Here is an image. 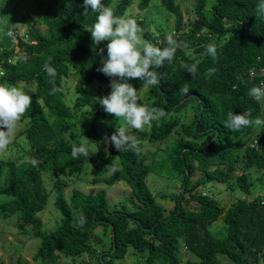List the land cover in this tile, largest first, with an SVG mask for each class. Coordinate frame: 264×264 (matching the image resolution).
I'll use <instances>...</instances> for the list:
<instances>
[{
    "label": "trees",
    "instance_id": "obj_1",
    "mask_svg": "<svg viewBox=\"0 0 264 264\" xmlns=\"http://www.w3.org/2000/svg\"><path fill=\"white\" fill-rule=\"evenodd\" d=\"M19 1L0 0V33L9 8ZM36 1L47 21L46 31L24 15L21 21L25 24L29 41L19 38L16 44L19 49L16 50L13 36L9 35L14 26L6 29L0 37V68L4 70L0 83L19 87L21 83L32 82L36 87L31 95L32 104L22 118L27 122V128L21 134L31 149L30 158L20 163L11 158L7 162L0 160V196L4 197L0 212L5 218L17 215V226L27 233L29 240L42 239L34 260L39 264H77L62 262L59 254L71 257L92 252L91 237L97 227L104 225L112 230L111 246L101 258L107 264L125 258L130 247L147 252L146 264H158L159 260L166 264H218L220 255L227 256L234 264H260L261 257H264V205L261 198L240 199L226 208L217 198L198 192L208 182L216 180L230 184L236 180L239 188L250 194V170L264 169V125L254 138L251 136L252 126L240 131L225 127L229 112L244 114L253 120L260 116L264 119V102L248 95L250 88L260 85V68H264V17L256 12L260 0H217L212 5L211 17L205 11L207 0H190L195 3L197 19L187 33L181 32L184 24L181 5L176 0H161L163 7L176 20L177 31L171 35L178 42L186 43L190 50L195 51L206 40L201 37L204 28L214 36L225 38V42L221 45L214 43L216 59L207 54L206 47L195 58L177 48L171 63L166 61L163 68L155 69L160 79L150 88L154 101H143L138 96L146 82L139 79L127 81L137 89L139 104L166 112V116L152 122L151 136L160 141L181 127L183 133L191 137L185 139L181 135L171 149H167L159 169L149 162L140 142L139 151L129 148L119 152L112 144L107 148L97 126L84 128L83 125L80 134L73 130L79 121L76 112L86 105L94 103V114L98 117L113 116L107 114L87 90L88 85L98 81L105 84L104 87L101 85L105 89L102 97L111 92V78L97 71L101 67L99 48H104L106 57L108 42L102 41L93 47L88 30L95 23L97 13L89 9L84 15L83 0ZM112 1L102 0V3L108 7ZM133 4L134 0H119L114 15L125 17ZM150 4L151 0H139L138 6L144 10ZM142 32L146 41L160 48L167 47L166 39L159 43L147 30ZM46 62L56 70L54 78L43 70ZM194 63L197 65L196 78L183 67ZM210 68H215L216 72L206 78L205 73ZM253 68L255 75L251 76ZM74 73L78 76L75 84L77 96L72 108L66 101L64 83ZM54 86L60 90L52 93ZM185 86L190 89L187 96L181 92ZM191 105L195 118L189 124L182 123L178 114ZM54 127H58L61 133L70 129L75 140L84 139L89 145L88 156L79 155L74 159L72 145L79 146L80 142L74 143L63 134L59 136ZM254 141L258 142L256 147L251 146ZM236 149L245 151V161L240 165L242 172L238 176L235 174L238 167ZM62 158H65L64 167L70 175L92 167L95 184L113 186L126 183L132 191L129 204L111 206L106 189H99L95 194L76 189L68 202L60 182H57L60 191L55 204L63 218L57 229L46 232L38 215L47 207L50 198L42 167L50 163L51 168L57 169ZM116 158L121 167L108 177L102 176L104 169ZM33 160L38 164H33ZM154 170L160 175L182 180L184 191L167 215L147 183L148 175ZM198 174L199 178L195 180ZM184 200L197 205L190 208L183 204ZM81 216L85 220L82 226L79 223ZM221 218L227 224V235L216 238L209 226ZM181 246L196 259L188 258L183 263Z\"/></svg>",
    "mask_w": 264,
    "mask_h": 264
},
{
    "label": "rangeland",
    "instance_id": "obj_2",
    "mask_svg": "<svg viewBox=\"0 0 264 264\" xmlns=\"http://www.w3.org/2000/svg\"><path fill=\"white\" fill-rule=\"evenodd\" d=\"M180 5L184 13V24L181 32L187 33L193 29V23L197 19V13L195 12V3L190 0H176ZM217 0H207L206 13L208 17L212 16V5ZM119 3V0H113L108 6L113 10V13L116 10V7ZM139 0H134V4L127 10L125 18H131L136 20L137 24L143 30H147L154 40L166 39L168 35L175 33L176 30V20L175 17L170 14L161 4V0H151V4L148 8L142 10L138 6ZM24 15H28L29 18L35 23L43 32L47 29V21L40 13L39 5L36 0H20L13 6L9 8V13L4 19L0 37L3 36L5 30L10 29L14 26L13 30L25 28V24L21 21V18ZM16 27V28H15ZM140 36L143 40H146L141 31ZM206 37V40L202 45L195 48L193 51L191 49V57H196V54L201 50H204L210 43H218L219 45L225 42V38H219L214 36L213 33L206 32V29L201 33V37ZM195 40V39H194ZM161 43V42H159ZM191 43V41L189 42ZM19 47L16 46V50ZM189 49V46H188ZM185 52V51H184ZM19 52V54H21ZM189 56V55H188ZM77 75L71 74L64 83V91L66 101L73 108L74 101L76 99V90L75 84L77 81ZM111 78V77H110ZM112 79V78H111ZM100 85V86H99ZM105 84H101L98 81H94L92 84L87 86L88 92L91 93L95 102H97L95 97H102L104 94L103 87ZM107 85V84H106ZM152 85L147 83L144 84L141 91L139 92V97L143 101H154L155 97L151 95L150 88ZM19 88L24 91L29 92L30 95L35 90V85L31 82L21 83ZM93 105H86L84 109L76 112V116L79 118L77 124L73 126L74 131L80 130L82 126L84 128H89L91 126H97L104 137H110L113 132H115L116 127L124 125L122 118L115 117H102L96 116L94 114ZM86 111V114L83 115V111ZM91 111V112H89ZM179 117L182 123L189 124L194 118V107L191 105L187 107L182 112H179ZM81 118V119H80ZM262 118V116H260ZM263 119V118H262ZM152 126V124H151ZM146 126L145 129L139 133L134 132L133 129H129L130 135L134 136L142 145L144 152L148 155L149 162L153 164L155 169H159L161 162L163 161L164 156L166 155L167 149H171L172 144H174L177 139L181 138L183 135L185 139H191L186 133H183L182 128L178 127L172 131L167 138L158 141L155 139L152 134V127ZM261 126H252V138L257 137L256 133L259 132ZM27 128V122L22 121L18 125V130L15 133L12 143H10L5 151H0V160L9 161L15 159L17 162H23L26 159L30 158V147L26 144V140L23 136V132ZM57 134L60 136L63 134L66 139L80 144H85L87 148V142L84 139L79 137L78 140H75L71 137L70 129L68 131L60 132L58 127H54ZM246 137L244 140H247ZM81 139V140H80ZM243 140V141H244ZM106 143L107 148H109L110 143ZM236 159L238 162V167L236 168V176L241 174L240 165L245 161V151L244 149H236L235 151ZM38 164V161H36ZM65 158H62L56 165L57 169L51 168V164L44 165L43 175L45 178V185L49 192V201L47 207L41 211L38 215L43 221V228L46 232L51 233L57 229L62 221L63 215L59 208L56 206L55 201L59 195L60 188L57 186V182H60L61 189L64 193L65 198L68 202H71V197L74 193V190L79 189L86 194H95L99 189H106L109 195V203L111 206L119 203L129 204L128 200L132 196V191L129 186L124 183H118L113 186H106L104 184H95L93 182L94 175L91 172L92 167H87L85 171L80 174L70 175L66 168L64 167ZM121 167L120 161L118 158L114 162L104 169L102 176L108 177ZM6 167H4V170ZM55 172V174L53 173ZM54 174V175H53ZM165 175V174H164ZM160 175L156 170L151 172L147 177V183L150 187L157 203H159L164 209L165 214H169L175 206L176 198L180 197L181 193L184 191L182 186V180L180 178H169L167 176ZM249 178L251 182V193L247 194L242 191L236 183V180L232 181L230 184H223L218 181L208 182L205 185L201 186L198 190L199 193L207 194L211 197L217 198L220 202L224 203L226 208H229L231 205L236 203L240 199L252 200L255 197L264 199V169L252 168L249 173ZM199 174L194 177L198 179ZM3 196H0V205ZM183 204H186L190 208L196 207L197 204L189 202L187 200L183 201ZM17 215H13L5 218L4 213L0 212V262L5 264H16L18 261H21L22 264H39L34 260L40 245L42 244L41 238H35L32 240L28 239L27 233L19 229L17 226ZM210 230L216 236V238H224L227 235V224L224 219L221 218L217 223L209 226ZM91 242L93 245L92 252H86L78 256L63 255L59 254V258L62 262H75L77 264H107L103 257L104 252H108L112 242V230L111 228L101 225L97 227L94 231ZM183 263L190 258L195 260L196 258L189 253L184 247L180 248ZM146 255L147 252H138L132 247H130L129 252L125 258L115 260L114 264H146ZM102 260V262L100 261ZM109 264V263H108ZM158 264H166L165 261L159 260ZM218 264H234L230 261L229 258L225 255L218 256ZM260 264H264V257H261Z\"/></svg>",
    "mask_w": 264,
    "mask_h": 264
},
{
    "label": "clouds",
    "instance_id": "obj_3",
    "mask_svg": "<svg viewBox=\"0 0 264 264\" xmlns=\"http://www.w3.org/2000/svg\"><path fill=\"white\" fill-rule=\"evenodd\" d=\"M84 15L89 9L97 13L96 21L90 28L93 47L107 41V56H104V48L100 47L98 55L101 58V67L97 71L111 77V92L103 97H95L107 114L114 115L115 118H122L124 125L116 127L115 132L110 137H105L107 143L112 144L119 152L129 148L139 151V141L129 133V129L143 131L146 126H151L153 121H158L166 116L163 109L149 107L138 103L137 89L128 83L129 79H139L149 85L155 86L159 83L160 74L155 69L163 68L165 62L171 63L177 48L192 55L190 49L183 41L178 42L172 35L166 37L167 47L160 48L143 40L140 36L142 29L136 20L114 15L110 7L104 6L102 0H83ZM258 16L264 17V0L256 6ZM11 35V33H9ZM206 52L213 59L217 58V49L214 43L206 46ZM51 58H49L50 61ZM184 69L196 78L197 65L184 64ZM49 77L56 76V70L46 62L43 69ZM216 72L215 68H210L205 73L206 78H210ZM4 72L0 71V76ZM54 84V80H53ZM53 87L52 93L59 91ZM23 89L0 83V151H5L12 143L18 125L24 114L32 104V96ZM182 94L187 96L190 89L185 86L181 88ZM248 95L257 101L264 102V85L253 86L249 89ZM264 125V119L257 117L250 119L247 115L229 112L225 122V127L232 131H240L250 126ZM72 157L79 155L88 156V148L85 144L72 145ZM33 164L36 161H32ZM82 226L85 223L83 216L79 221Z\"/></svg>",
    "mask_w": 264,
    "mask_h": 264
},
{
    "label": "built area",
    "instance_id": "obj_4",
    "mask_svg": "<svg viewBox=\"0 0 264 264\" xmlns=\"http://www.w3.org/2000/svg\"><path fill=\"white\" fill-rule=\"evenodd\" d=\"M9 32L13 36L12 42H13L14 46H17L16 44H17L19 38H21L23 40H26V41H29V38H28V35L26 33V29L25 28L23 30H20V29L13 30V29H11ZM157 41L161 42V40H157ZM31 43H34V41H32ZM9 61L11 62L12 59H10ZM0 71L4 72V70L2 68H0ZM250 75L251 76L255 75V68L251 69ZM260 77H261V81H260V85L259 86L264 85V68H260ZM257 143H258L257 141H254L251 144V146H255L256 147ZM262 204L264 205V199L262 200Z\"/></svg>",
    "mask_w": 264,
    "mask_h": 264
}]
</instances>
